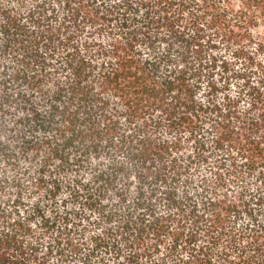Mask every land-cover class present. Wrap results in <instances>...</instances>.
Here are the masks:
<instances>
[{"label": "trees", "instance_id": "obj_1", "mask_svg": "<svg viewBox=\"0 0 264 264\" xmlns=\"http://www.w3.org/2000/svg\"><path fill=\"white\" fill-rule=\"evenodd\" d=\"M0 264H264V0H0Z\"/></svg>", "mask_w": 264, "mask_h": 264}]
</instances>
